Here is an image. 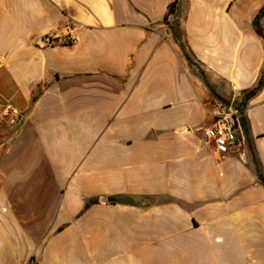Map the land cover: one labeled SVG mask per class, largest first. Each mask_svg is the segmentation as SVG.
I'll list each match as a JSON object with an SVG mask.
<instances>
[{
	"label": "crops",
	"instance_id": "crops-1",
	"mask_svg": "<svg viewBox=\"0 0 264 264\" xmlns=\"http://www.w3.org/2000/svg\"><path fill=\"white\" fill-rule=\"evenodd\" d=\"M175 1L0 0V264H264V0Z\"/></svg>",
	"mask_w": 264,
	"mask_h": 264
},
{
	"label": "built area",
	"instance_id": "built-area-1",
	"mask_svg": "<svg viewBox=\"0 0 264 264\" xmlns=\"http://www.w3.org/2000/svg\"><path fill=\"white\" fill-rule=\"evenodd\" d=\"M52 39L66 45L75 43L78 39L76 25L67 21L60 31L51 32L50 41ZM211 112L214 122L205 130V136L213 144L215 152L225 156L237 142L239 111L232 105L215 101L211 104Z\"/></svg>",
	"mask_w": 264,
	"mask_h": 264
},
{
	"label": "trees",
	"instance_id": "trees-1",
	"mask_svg": "<svg viewBox=\"0 0 264 264\" xmlns=\"http://www.w3.org/2000/svg\"><path fill=\"white\" fill-rule=\"evenodd\" d=\"M179 2H180V0H176L175 3H173V5L171 6V8H170L169 11H170V12H173L175 6H176ZM263 17H264V7L261 9L260 13L257 15V17L255 18V21H254V24H255V27H256L257 33H258V34L263 38V40H264V30L259 26V21H260V19L263 18ZM263 84H264V71H263L262 77H261V79H260L259 84L257 85V87H256L253 91L249 92V93L247 94V96L250 97V96L254 95V94H255V93H256V92H257V91L263 86ZM109 201H110L111 203H114V202H115V199H109Z\"/></svg>",
	"mask_w": 264,
	"mask_h": 264
}]
</instances>
